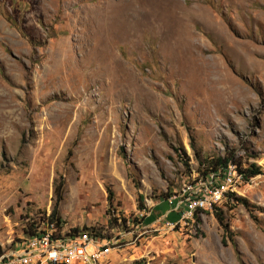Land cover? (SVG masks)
<instances>
[{
    "label": "rangeland",
    "instance_id": "374dc122",
    "mask_svg": "<svg viewBox=\"0 0 264 264\" xmlns=\"http://www.w3.org/2000/svg\"><path fill=\"white\" fill-rule=\"evenodd\" d=\"M226 148L249 207L165 228ZM58 195L59 238L115 243L95 264H264V0H0V256Z\"/></svg>",
    "mask_w": 264,
    "mask_h": 264
},
{
    "label": "built area",
    "instance_id": "2783aa9c",
    "mask_svg": "<svg viewBox=\"0 0 264 264\" xmlns=\"http://www.w3.org/2000/svg\"><path fill=\"white\" fill-rule=\"evenodd\" d=\"M220 176L218 182H215L216 175L211 174L203 183L184 184L180 201H176L175 196L168 197V204L176 202L172 211L177 213L183 207V212L175 223L165 222L163 226L172 230L180 222L193 218L202 209L211 208L227 194L235 193L236 187L243 182L233 164H227ZM148 215L149 212H143L136 219L141 224ZM47 217L48 215L45 218ZM38 230L39 233L20 243L19 253L0 256V264H95L115 246L113 241L99 240L85 234L73 238H54L53 224L48 220Z\"/></svg>",
    "mask_w": 264,
    "mask_h": 264
},
{
    "label": "trees",
    "instance_id": "16d2710c",
    "mask_svg": "<svg viewBox=\"0 0 264 264\" xmlns=\"http://www.w3.org/2000/svg\"><path fill=\"white\" fill-rule=\"evenodd\" d=\"M191 148L193 147L191 146ZM234 153H235L234 149L226 148L224 149L223 154L221 156H216V157H212L208 159L205 157H200L197 153L193 152V158H194V161L197 167L198 168L201 167L203 169V171L200 174L202 177L208 174H213L214 176L216 175V177H221L220 175L222 171L225 169V167L227 166V164H233L235 166L236 172L240 174L243 182H247L249 179L260 174L259 168L256 167L254 164H249L246 167H242L239 162L235 161L233 157ZM196 173L198 174L199 171H197ZM217 173H219V175H217ZM169 196L170 194L166 192L164 195H162V199L165 200ZM226 197H227V201H231L233 205H240L245 210L249 207L247 202L242 198L235 197L232 194H227ZM59 202H60V196L58 195L56 201H54L52 205L51 211L47 218L41 217L39 218V220H37V222L31 221L30 223L24 226L22 233L25 238L32 237L36 235L37 233H39L38 229L40 228V226L44 224L45 220H48L53 224V228H54L53 237L59 239L60 236H58V234L56 233L60 229V221H59V218L57 217V206ZM141 203H142L141 197L137 196V208L143 209V207L141 206ZM211 211H212L213 218L218 224V226H220L221 229L224 231V233H226L227 228L223 224L222 212H220V209L214 207ZM148 217L149 215L147 216V218ZM194 218L197 220L196 214L194 215ZM126 222L128 221L125 220L124 218L120 219V223L122 224V226H124ZM89 230L90 231H88V229L86 228H83L80 231L76 229H70L64 235V237L73 238L78 235L85 234L90 237L98 239V235L96 234L97 232L94 233L92 229H89Z\"/></svg>",
    "mask_w": 264,
    "mask_h": 264
},
{
    "label": "crops",
    "instance_id": "0c3cea01",
    "mask_svg": "<svg viewBox=\"0 0 264 264\" xmlns=\"http://www.w3.org/2000/svg\"><path fill=\"white\" fill-rule=\"evenodd\" d=\"M146 218H147V217H146ZM163 218H166V215H165ZM159 220H160V219H159ZM155 221H158V220H155ZM155 221H154V222H155ZM151 223H152V222H151ZM151 223H149V224H151ZM149 224H147V225H149Z\"/></svg>",
    "mask_w": 264,
    "mask_h": 264
}]
</instances>
